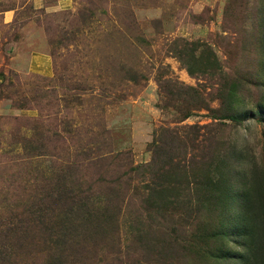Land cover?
Here are the masks:
<instances>
[{"label": "rangeland", "instance_id": "rangeland-1", "mask_svg": "<svg viewBox=\"0 0 264 264\" xmlns=\"http://www.w3.org/2000/svg\"><path fill=\"white\" fill-rule=\"evenodd\" d=\"M7 11L14 18L0 24V264H27L16 243L31 247V257L45 255L40 230L49 225L23 234L17 227L27 225L24 208L58 197L61 185L70 196L125 201L118 219L91 227L85 240L96 247L81 251L78 264H190L187 251L169 255L159 239L196 229L206 211L196 210L194 194L182 193L192 204L175 203L155 222H133L126 207L132 202L135 210L164 184L168 132L176 130L174 142L183 145L188 127H203V140L217 129L222 151L237 143L250 168L264 163V0H74L53 14L33 11L29 0H0V13ZM186 43L185 54L196 50L189 65L216 71L190 75L178 58ZM9 49L50 54L53 75L17 72L5 60ZM230 83L239 124L224 117L221 104ZM186 91L199 105L188 118L178 99ZM94 202L88 207L97 210ZM47 208L29 217L47 221Z\"/></svg>", "mask_w": 264, "mask_h": 264}, {"label": "trees", "instance_id": "trees-1", "mask_svg": "<svg viewBox=\"0 0 264 264\" xmlns=\"http://www.w3.org/2000/svg\"><path fill=\"white\" fill-rule=\"evenodd\" d=\"M38 12L53 14L43 10ZM189 47H192L190 43L183 44V48L178 52V58L186 64L190 75H204L211 70L216 71L213 64H207L206 68L202 69L189 65L190 62L186 58L196 57L195 49L185 54ZM11 53V49L5 52V60H9ZM262 77L263 75H259V80ZM236 90L235 85L230 83V89L226 88L221 104L224 109L228 107L229 114L224 117L234 124H239L241 118ZM178 95L181 96H178V99L184 98V117L188 118L193 108H198L199 105L187 91ZM188 128L191 131L189 139L187 144L183 145L174 142L178 139L176 130L168 132L171 137L163 146L168 155L166 163L171 165L163 175L167 177L164 179V184L154 190V194L150 190L146 197L140 200V204L136 207L140 214H133L136 209L134 210L132 202L128 204L126 210L133 208L130 210V216L137 224L155 222L164 219L163 216L168 208L175 203L188 201L192 204L191 197L182 196L184 192H188L189 195L192 193L195 195L196 206H199L196 210L201 213L206 211L205 217L197 223L196 229L190 232L188 230L186 232L184 226L181 230H174L172 234L165 232L166 238H160L159 241H162L160 244L167 249L169 255L173 256L180 250L187 251L191 257L188 261L190 264H264V163H255L254 169L250 168L249 159L239 151L237 143L233 145L231 153L222 151L219 148L222 141L216 134L217 129H214V133L212 129L208 130L203 140V136L200 135L203 127ZM147 167L150 169V165ZM136 170L138 171V168L131 169V172ZM108 184L110 187L120 186L119 182L113 179H109ZM110 187L109 190L112 191ZM56 189L59 191L58 197H52L50 201L44 199L32 201L34 207L23 210L22 216L27 217L25 222L27 225L25 227L19 225L17 233L23 234L27 226L49 225L40 230L46 244L45 255L42 251L38 256L36 253L39 251L34 247V254L37 256L31 257V247L16 243V248L26 251L27 264H40L43 258L42 264L80 263L81 251L87 252V249L96 247L85 240L93 233L91 227H95V230L103 229L104 225H110L113 217L117 218L122 214L125 201L124 199L120 201L118 195L107 202L103 196L82 197L79 191L76 195L70 196V193L66 192L65 185L57 186ZM53 194L55 192L50 191V197ZM92 200L98 205L97 210L88 207V203ZM48 203L49 208L45 211L47 221L40 223L37 219L29 217L30 213L35 216V212L42 211L43 206ZM27 239H31L30 235L26 237ZM39 258H42L40 262Z\"/></svg>", "mask_w": 264, "mask_h": 264}, {"label": "crops", "instance_id": "crops-1", "mask_svg": "<svg viewBox=\"0 0 264 264\" xmlns=\"http://www.w3.org/2000/svg\"><path fill=\"white\" fill-rule=\"evenodd\" d=\"M74 0H29L33 11H45L57 13L70 10ZM14 18L13 12L0 13V24L9 25ZM17 72L26 75H34L41 78H50L53 75V61L48 53L39 50H31L27 53L13 51L9 57V63Z\"/></svg>", "mask_w": 264, "mask_h": 264}]
</instances>
